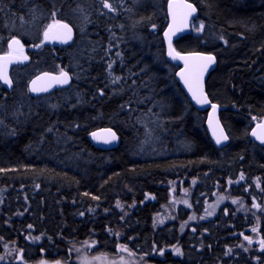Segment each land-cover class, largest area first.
Returning a JSON list of instances; mask_svg holds the SVG:
<instances>
[{"label":"trees","instance_id":"obj_1","mask_svg":"<svg viewBox=\"0 0 264 264\" xmlns=\"http://www.w3.org/2000/svg\"><path fill=\"white\" fill-rule=\"evenodd\" d=\"M91 1L82 2L89 14L75 40L72 86L32 97L31 76L67 66L65 49L38 46L19 29L33 24L37 7L51 6L0 0V52L20 35L33 46L34 62L14 68L12 89L0 83V264H75L84 255L125 252L169 264L171 245L195 250L200 242L204 264H264V147L249 137L253 120L264 117V0H189L198 19L231 43L224 59L193 44L191 34L175 41L178 50L217 56L206 90L222 106L230 135L223 148L210 141L205 112L189 102L166 59L168 0L148 3L142 13L132 0H110V12ZM143 15L153 17L155 32L140 28ZM102 126L118 132V147L89 141L88 132Z\"/></svg>","mask_w":264,"mask_h":264},{"label":"water","instance_id":"obj_2","mask_svg":"<svg viewBox=\"0 0 264 264\" xmlns=\"http://www.w3.org/2000/svg\"><path fill=\"white\" fill-rule=\"evenodd\" d=\"M185 3L193 4L196 8V11L190 16H187V18H185V13L187 12V9L182 7V5ZM166 12L167 25L162 33V40L165 48L166 59L169 62L178 66L175 72L176 78L179 82L180 87L182 88L190 102L193 104V106H195L199 110H207L205 128L212 143L217 147H223L229 143L230 137L227 133L224 124L220 119L219 105L218 103L213 102L211 100L206 91L205 85L207 77L209 76L211 71L216 67L217 57L214 53L205 52L201 50L180 51L174 45V41L177 38L190 33L191 22L195 18H197L199 14L198 7L195 3L189 0H168ZM61 24H67L72 29L71 39L67 38L66 30L60 26ZM50 26L44 31L43 40L42 42H39L38 46H42L43 44H49L53 46L65 47L71 45L74 42L76 31L74 26L68 21L59 20V23L55 22ZM170 27L172 29L171 31ZM45 32L48 33L47 39H45ZM166 33H168V35H166ZM13 41H18L19 43H13ZM22 46V41L18 37H12L8 42V47L12 52L0 53V58H2L0 59V71H5L10 79V72L13 64H15L16 62L25 63L29 60V57L27 55H20L17 53L22 50ZM169 53H171V55ZM201 56H213L215 60L208 66L207 70L203 73V76L200 79L198 85L196 80V69L200 64L203 63V61L200 59ZM63 72L67 73L68 75V82L64 84L57 83L56 80L53 79L54 77H60L61 72L44 70L32 76L28 81V91L30 95L36 97L43 94L51 93L56 89L69 87L73 81L72 76L70 72L66 69H64ZM182 73L183 75H181ZM186 79L188 80V83H185ZM32 81H36L37 88H44L46 89V91H30V89L33 87ZM0 83L8 89H11L13 87V81L11 87H8L6 84H4L2 80H0ZM189 85H191L193 91H196V96H193V91H190ZM198 97L200 99H206L207 102L200 103L198 101ZM213 105H215V109L213 108ZM110 132L115 133L117 139L110 143H105V140L110 139ZM94 133L96 134L95 136L93 135ZM221 134L226 135L228 139L222 140V142L218 144L216 140L217 137ZM87 137L95 147L102 150L114 149L119 146L121 141L118 132L110 126H102L95 128L88 132ZM250 137L253 141L261 144L264 147V117L259 121L255 120V123L250 130Z\"/></svg>","mask_w":264,"mask_h":264},{"label":"rangeland","instance_id":"obj_3","mask_svg":"<svg viewBox=\"0 0 264 264\" xmlns=\"http://www.w3.org/2000/svg\"><path fill=\"white\" fill-rule=\"evenodd\" d=\"M47 1L49 5L51 6V10L42 9V8L37 7L36 8V10H38L37 18L35 19L33 24L25 25V28H19L20 30H22L21 33L24 34L30 41H33L34 43L41 41L44 30L50 24L56 22L60 17H64L68 21H70L76 27L77 32H80L81 34L84 32L85 25L87 24V21H88V14H89L87 13L86 8L82 4L84 0H47ZM158 1L159 0H132L131 6L134 7L135 11L139 10L138 12L142 13L143 9H145V6L148 3L151 5L153 3L154 6H156L158 4ZM107 3L111 4L110 0H107ZM91 5L100 7L106 10L105 12H110L109 9L104 8L102 6L101 0H95L93 2L91 1ZM53 13H55V16H53ZM152 18L153 17L151 16L147 17L145 15H143V17L138 18L137 21L139 22L140 28H145L148 31L150 30L152 33L155 32L156 30L155 28H153V26H155V23L153 22L154 19ZM201 23H203L204 27L201 31H197L196 29L199 27ZM191 28H192L191 33H190L191 36L189 40L192 41L193 44H196V46L197 45L206 46L207 48L211 50L217 51L219 53V56L222 57L223 59L225 58V56L228 53V48L231 45V43L225 37L220 36L217 33L211 31L209 27H207V25L201 19H198V18L193 20L191 24ZM117 35L118 34L116 33L111 34L109 38L111 40H115L118 38ZM14 36L20 38L24 43V40L20 35H14ZM31 47L33 48L32 45L24 44L23 49L19 54L28 55L29 51L27 50L28 48H31ZM6 52H11V50L8 48L6 49ZM62 56L63 58H67V61H66L67 66H64V67H67L72 72L73 77L75 79L76 75L73 71L78 70V61H76V59L77 57L80 56L79 51L77 50V47H76V43H74L73 46L66 48ZM108 60L109 58L107 59V61ZM30 63L32 66L34 62L32 61ZM222 63L224 64L225 62L223 61ZM24 66H26L24 63H17L13 66L12 72L15 67L16 69H18V68H23ZM62 68L63 67L61 66L57 68L56 71H61ZM26 69L25 71L27 73L28 71ZM41 101L42 99H39V98L34 101L33 100L27 101V98L23 99L24 103L41 102ZM154 114H157V111ZM187 195H188V192L186 191L185 193H183L180 199L184 201ZM221 197H223L222 194L218 196V198H221ZM177 201L178 199L176 197H173V202L177 203ZM219 203H220V200L216 201L215 204L210 205V210L206 212L205 215L212 216L215 212L214 208H216ZM192 217H195L193 213L190 214L189 221H195L197 219L196 217L195 219H191ZM253 238L257 239L258 236L256 234H253ZM146 257L147 256L143 254L129 256L128 253L125 252L121 257L116 258V257H112L107 254L100 253L97 256L84 255V256L75 258L76 260L74 261H75V264H151L147 260ZM21 264H28V263L21 262ZM36 264H69V263L64 262V261L62 262V261H55V260H46V261L38 262Z\"/></svg>","mask_w":264,"mask_h":264},{"label":"snow or ice","instance_id":"obj_4","mask_svg":"<svg viewBox=\"0 0 264 264\" xmlns=\"http://www.w3.org/2000/svg\"><path fill=\"white\" fill-rule=\"evenodd\" d=\"M101 4H102V6L104 8H107V9H109L111 11H116V9L113 8L110 3H107V0H101ZM182 7L187 9V12L185 13V18H187V16H190L192 13H194L196 11V8H195V6L193 4L185 3V4L182 5ZM53 16H55V13H53ZM56 23H59V21H56ZM60 26L63 29L66 30L67 38L71 39L72 29L69 27V25L61 24ZM203 27H204V25H203V23H201L196 30L197 31H201L203 29ZM171 30L172 29L170 27V31ZM44 35H45V39H47L48 38V33L45 32ZM166 35H168V33H166ZM13 43H19V42L18 41H13ZM169 54L171 55V53H169ZM0 59H2V58H0ZM200 59L203 61V63L200 64L197 67V69H196V80H197V84L198 85H199L200 79L203 76V73L207 70L208 66L211 63H213L214 60H215V58L213 56H201ZM109 68H111V65H109ZM181 75H183V73ZM53 79L56 80L57 83L64 84V83L68 82V75H67V73L61 71V76L60 77H54ZM118 79H119V77H116V80H118ZM0 80H2L3 83L6 84L8 87L12 86V81L8 77V75H7V73L5 71H0ZM185 83H188L187 79L185 80ZM32 85H33V87L30 89V91H32V92L46 91V89H44V88H37L36 87V81H32ZM189 89H190V91H193L191 85H189ZM196 95H197L196 91H193V96H196ZM198 101L200 103H206L207 102L206 99H200L199 97H198ZM213 108L215 109V105H213ZM2 123L3 122L0 121V124H2ZM93 135L95 136L96 134L94 133ZM116 139H117V137H116L115 133H111L110 132V139L105 140V143H110V142H112V141H114ZM227 139H228V137L226 135L221 134L220 136L217 137L216 142L219 144V143L222 142V140H227ZM243 178H244L243 175H241V179H243ZM230 183H231V181H230ZM221 199H223V197H221ZM233 203H236V201H233ZM117 204L119 206V202H117ZM254 207H259V205H254ZM81 215H83V213H81ZM191 219H195V217H192ZM160 222L162 223L163 221H160ZM29 227H31V225H29ZM253 231H255V229H253ZM33 239L38 240V239H40V237H34ZM245 239L249 240V242H251L249 237H245ZM260 243H261V246L264 247V240H261ZM121 247H122V250L127 251V249L124 246H121ZM229 251H231V249H229ZM175 252L177 254H181L182 255V252H181V250L179 248H176ZM161 254H163V250H161ZM0 259H4V257H0Z\"/></svg>","mask_w":264,"mask_h":264},{"label":"flooded vegetation","instance_id":"obj_5","mask_svg":"<svg viewBox=\"0 0 264 264\" xmlns=\"http://www.w3.org/2000/svg\"><path fill=\"white\" fill-rule=\"evenodd\" d=\"M113 58H110L109 61H111ZM114 63V62H113ZM250 133V132H249ZM190 228L193 229V227L191 226ZM235 236H237V234H234ZM246 235L243 234V237L245 239ZM246 240V239H245ZM249 242V240H247ZM252 241V240H250ZM253 242V241H252ZM202 243L200 242V245L198 247L195 248H187V247H183L182 245H178V244H173L170 246L169 252H170V262L169 264H204L206 263V253L204 250V245H201ZM194 246H197L194 244ZM215 246V245H214ZM211 245H210V249L209 252L210 254L212 253L211 251ZM179 248L182 252L181 254H177L175 252V249ZM194 250V251H192ZM194 252V254H198V257H194L195 255L192 253ZM195 261V262H194Z\"/></svg>","mask_w":264,"mask_h":264}]
</instances>
